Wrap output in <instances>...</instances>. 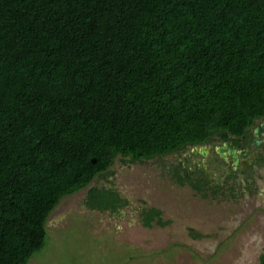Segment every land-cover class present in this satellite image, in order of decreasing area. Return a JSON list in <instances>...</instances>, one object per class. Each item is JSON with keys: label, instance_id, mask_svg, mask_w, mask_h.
Wrapping results in <instances>:
<instances>
[{"label": "trees", "instance_id": "obj_1", "mask_svg": "<svg viewBox=\"0 0 264 264\" xmlns=\"http://www.w3.org/2000/svg\"><path fill=\"white\" fill-rule=\"evenodd\" d=\"M262 120L264 0H0V264L45 248L64 198L126 206L91 185L117 159L182 156L222 133L248 144ZM254 156L264 165V145ZM178 165L175 182L202 191ZM167 223L141 211L146 228Z\"/></svg>", "mask_w": 264, "mask_h": 264}, {"label": "rangeland", "instance_id": "obj_2", "mask_svg": "<svg viewBox=\"0 0 264 264\" xmlns=\"http://www.w3.org/2000/svg\"><path fill=\"white\" fill-rule=\"evenodd\" d=\"M181 162L176 155L129 166L117 159L110 183L91 185L111 186L128 204L112 214L87 209V189L64 198L47 221L45 248L29 264H259L264 165L250 192L237 186L242 176L228 181L223 194L205 189L201 196L175 183ZM149 208L160 209L168 223L142 226L141 211Z\"/></svg>", "mask_w": 264, "mask_h": 264}, {"label": "flooded vegetation", "instance_id": "obj_3", "mask_svg": "<svg viewBox=\"0 0 264 264\" xmlns=\"http://www.w3.org/2000/svg\"><path fill=\"white\" fill-rule=\"evenodd\" d=\"M257 129H260L258 134L256 133ZM249 134L250 143L248 144L242 143L244 136L235 141L234 138L229 137L226 133H222L219 137H213L203 147L185 151L181 158L185 159L186 162L179 164L188 172H191L195 179L198 178L200 180L203 192L192 189L188 184L187 186L201 196L204 195L205 189L213 195L223 194L225 186L229 184L228 181H233L234 178L237 181L243 176L244 180L240 181L238 187L243 188L244 185L249 192L255 189L254 179L259 172L257 163L253 165L252 161L255 157V151L264 145V120L258 121L255 126L251 127ZM231 151L234 152V155ZM251 165L253 166L251 167ZM249 168L252 169L254 174L252 179H246ZM172 175H174V172ZM158 210L161 211L160 209Z\"/></svg>", "mask_w": 264, "mask_h": 264}, {"label": "water", "instance_id": "obj_4", "mask_svg": "<svg viewBox=\"0 0 264 264\" xmlns=\"http://www.w3.org/2000/svg\"><path fill=\"white\" fill-rule=\"evenodd\" d=\"M260 132V129H257L256 130V133L258 134ZM257 144H258V142H256ZM228 151V150H227ZM231 153L234 155V152L233 151H231Z\"/></svg>", "mask_w": 264, "mask_h": 264}]
</instances>
